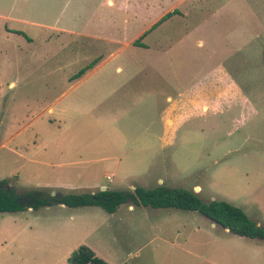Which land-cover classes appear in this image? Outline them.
Listing matches in <instances>:
<instances>
[{
  "label": "rangeland",
  "instance_id": "rangeland-1",
  "mask_svg": "<svg viewBox=\"0 0 264 264\" xmlns=\"http://www.w3.org/2000/svg\"><path fill=\"white\" fill-rule=\"evenodd\" d=\"M4 179L22 195L183 187L264 226V0H0ZM83 244L110 264H264L263 239L197 211L0 212V264Z\"/></svg>",
  "mask_w": 264,
  "mask_h": 264
},
{
  "label": "trees",
  "instance_id": "trees-1",
  "mask_svg": "<svg viewBox=\"0 0 264 264\" xmlns=\"http://www.w3.org/2000/svg\"><path fill=\"white\" fill-rule=\"evenodd\" d=\"M175 13H177L176 9L168 12L145 34L157 28ZM17 32L23 33L21 30ZM91 66L92 64L82 68L75 76L82 75ZM54 204L68 207L99 206L109 213H115L122 204L197 211L235 235L264 240V226L258 225L247 215L244 208L226 200L205 202L193 189L161 184L154 188L143 186H137L135 189L107 188L83 193L52 194L44 189H32L22 195L10 186L8 179L0 180V212H18L29 208L38 210ZM67 260L69 264H110L84 244L73 250Z\"/></svg>",
  "mask_w": 264,
  "mask_h": 264
},
{
  "label": "crops",
  "instance_id": "crops-1",
  "mask_svg": "<svg viewBox=\"0 0 264 264\" xmlns=\"http://www.w3.org/2000/svg\"><path fill=\"white\" fill-rule=\"evenodd\" d=\"M166 13H168V11L167 12H164V13H161L159 16L160 17H163L164 15H166ZM158 16V17H159ZM148 19H150V18H148ZM148 19H145V21H148ZM154 20V19H153ZM150 22V21H149ZM147 23V22H146ZM147 25H145V27H146ZM153 26V25H152ZM151 26V27H152ZM144 27V28H145ZM147 31V30H146ZM145 31V32H146ZM144 32V33H145ZM149 33V32H148ZM84 74V73H83ZM81 76V75H80ZM80 76H78V77H80ZM73 78H77L75 75L73 76ZM104 188V187H103ZM196 189L198 190V189H200V187L199 186H197L196 187ZM199 191V190H198ZM29 209H32V208H29ZM177 209V208H176ZM213 223V225L214 226H217L218 224H216V223H214V222H212ZM258 224H260V222H257ZM228 230V229H227ZM229 231V230H228ZM74 249H69L68 251H66L62 256L63 257H61V258H59L58 260H55V261H51V258H49L48 257V263L47 264H69L68 263V257L70 256V254L72 253V251H73ZM50 251V250H49Z\"/></svg>",
  "mask_w": 264,
  "mask_h": 264
},
{
  "label": "built area",
  "instance_id": "built-area-1",
  "mask_svg": "<svg viewBox=\"0 0 264 264\" xmlns=\"http://www.w3.org/2000/svg\"><path fill=\"white\" fill-rule=\"evenodd\" d=\"M108 178H111L110 176H108Z\"/></svg>",
  "mask_w": 264,
  "mask_h": 264
},
{
  "label": "water",
  "instance_id": "water-1",
  "mask_svg": "<svg viewBox=\"0 0 264 264\" xmlns=\"http://www.w3.org/2000/svg\"><path fill=\"white\" fill-rule=\"evenodd\" d=\"M105 188H102V190H104Z\"/></svg>",
  "mask_w": 264,
  "mask_h": 264
}]
</instances>
